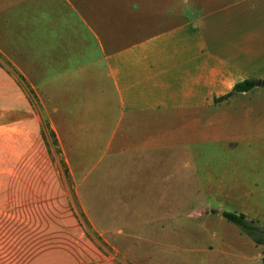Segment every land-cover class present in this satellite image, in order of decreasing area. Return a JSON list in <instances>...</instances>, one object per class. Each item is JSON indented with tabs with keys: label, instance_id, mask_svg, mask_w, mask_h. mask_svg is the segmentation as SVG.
I'll return each mask as SVG.
<instances>
[{
	"label": "crops",
	"instance_id": "0c3cea01",
	"mask_svg": "<svg viewBox=\"0 0 264 264\" xmlns=\"http://www.w3.org/2000/svg\"><path fill=\"white\" fill-rule=\"evenodd\" d=\"M0 5L8 36L16 31L17 37L48 38L50 101L58 89L64 100L62 110L50 112V128L63 161H130L141 170L152 161H248L250 146L263 143L264 0H0ZM156 22L166 27L122 43L140 23ZM57 72L63 76L59 84ZM246 81L259 85L234 93ZM25 118L24 91L0 72L1 181L9 180V161H29ZM150 178L114 173L113 180L103 176L96 184L82 176L81 187L113 200L127 187L146 196L152 193ZM254 182L256 207L244 215L264 227V176ZM28 202L15 216L8 207L1 211L0 229L35 230L51 220H42L39 201ZM23 250L18 247L10 264H25ZM68 254L53 249L33 264H79L89 257Z\"/></svg>",
	"mask_w": 264,
	"mask_h": 264
},
{
	"label": "rangeland",
	"instance_id": "374dc122",
	"mask_svg": "<svg viewBox=\"0 0 264 264\" xmlns=\"http://www.w3.org/2000/svg\"><path fill=\"white\" fill-rule=\"evenodd\" d=\"M2 18L0 5V72L24 91L29 161H9V180H0V212L8 207L15 216L28 201H39L42 220H51L35 230L0 229V264H10L18 247L25 264L39 254L47 259L53 249L88 253L79 264H264V248L222 216L256 207L251 190L264 176V140L250 146L248 161H152L142 170L130 161H63L50 128L49 114L62 110L64 100L58 89L50 101L48 38L17 37L16 31L8 36ZM163 27L140 23L121 41L141 40ZM54 79L61 83L62 73ZM114 173L151 176V195H134L127 187L113 200L82 190V176L99 184Z\"/></svg>",
	"mask_w": 264,
	"mask_h": 264
},
{
	"label": "trees",
	"instance_id": "16d2710c",
	"mask_svg": "<svg viewBox=\"0 0 264 264\" xmlns=\"http://www.w3.org/2000/svg\"><path fill=\"white\" fill-rule=\"evenodd\" d=\"M259 85L258 81H246L236 85L234 88V93L240 92H248ZM262 86H264V81L262 82ZM30 93L34 95L33 91L29 88ZM53 138L55 139L56 136L54 133ZM66 167V174L69 175V170L67 165ZM70 178V176H69ZM223 218L226 219L228 222L237 225L239 228L248 235L252 241L258 246H264V227L257 225L254 221H250L247 217L243 214L237 215L232 213H223Z\"/></svg>",
	"mask_w": 264,
	"mask_h": 264
}]
</instances>
